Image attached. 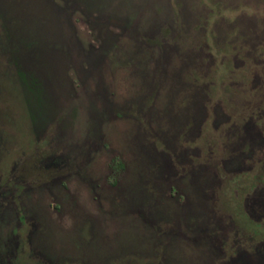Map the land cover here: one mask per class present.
Instances as JSON below:
<instances>
[{
  "label": "rangeland",
  "instance_id": "374dc122",
  "mask_svg": "<svg viewBox=\"0 0 264 264\" xmlns=\"http://www.w3.org/2000/svg\"><path fill=\"white\" fill-rule=\"evenodd\" d=\"M263 151L264 0H0L31 263L264 264Z\"/></svg>",
  "mask_w": 264,
  "mask_h": 264
},
{
  "label": "flooded vegetation",
  "instance_id": "af4514ba",
  "mask_svg": "<svg viewBox=\"0 0 264 264\" xmlns=\"http://www.w3.org/2000/svg\"><path fill=\"white\" fill-rule=\"evenodd\" d=\"M98 86L102 88L101 85ZM258 161L260 164L258 169L250 171L254 172L252 178L255 182L252 184L264 188V151ZM17 164V161H14L9 175L0 170V264H33L24 255V242L20 237V223L25 215L21 214L15 197L28 182H25L22 175L14 174ZM248 169H253L252 165ZM233 216H236V219ZM230 217L237 228V236H248L255 241V244H264V224L252 220L249 214H244L238 208ZM255 264L261 263L255 262Z\"/></svg>",
  "mask_w": 264,
  "mask_h": 264
}]
</instances>
